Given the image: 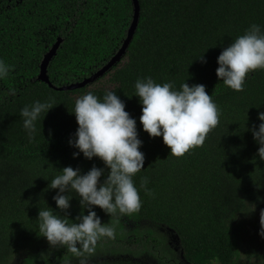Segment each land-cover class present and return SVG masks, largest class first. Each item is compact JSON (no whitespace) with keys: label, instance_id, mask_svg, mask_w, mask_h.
I'll list each match as a JSON object with an SVG mask.
<instances>
[{"label":"trees","instance_id":"trees-1","mask_svg":"<svg viewBox=\"0 0 264 264\" xmlns=\"http://www.w3.org/2000/svg\"><path fill=\"white\" fill-rule=\"evenodd\" d=\"M138 3L137 26L122 63L98 79L106 77L108 84L58 90L91 76L117 53L133 19L132 0H0V59L11 66L0 80V264L18 255L19 264H82L109 257L239 264L244 254L239 219L264 209V161L256 157L259 146L247 130L260 123L257 115L264 111V70L249 73L244 90L236 92L217 79V57L251 24L264 31V0ZM58 38L47 65L50 87L38 75ZM202 54L206 63L197 59ZM144 77L172 82L177 90L184 82L205 85L220 116L202 146L175 157L162 137L150 138L142 130L134 84ZM106 91L115 92L137 121L145 162L133 182L141 208L110 217L96 207L114 237L77 256L66 247H50L36 219L48 206L64 216L52 199L57 190L47 189L62 168L104 167L95 157L74 159L68 140L78 127L70 113L75 100L88 92L102 99ZM34 101L54 107L41 115L29 142L19 113ZM145 180L150 194L141 187ZM68 195L72 223L83 209L75 192Z\"/></svg>","mask_w":264,"mask_h":264},{"label":"clouds","instance_id":"clouds-1","mask_svg":"<svg viewBox=\"0 0 264 264\" xmlns=\"http://www.w3.org/2000/svg\"><path fill=\"white\" fill-rule=\"evenodd\" d=\"M197 59L207 62L203 54ZM217 64V79L233 91H243L249 73L264 70V31L261 26L251 24L244 34L223 48ZM10 68L0 59V80L8 76ZM134 88V95L142 106L139 117L142 130L150 138L162 137L163 144L175 157L202 146L207 134L219 123V108L203 84L189 86L184 82L177 90L172 82L159 84L151 77H144L136 80ZM53 107L49 101H34L20 110L29 142L35 138L36 122ZM70 113L74 114L78 125L68 140L69 146L76 150L73 158L82 154L91 161L95 157L104 167L93 165L87 172H82L79 167L62 168L47 189L57 190L52 199L56 210L64 216L48 206L39 209L36 220L50 247H66L81 256L93 252L102 238L114 237V229L102 223L94 210L96 207L110 217L117 212L129 215L140 210L141 200L133 176L144 168L145 156L140 151L143 142L138 138L137 121L125 110L124 102L115 92L106 91L102 99L88 92L75 100ZM257 119L260 123L247 130L259 146L256 157L264 161V111L258 113ZM105 169L108 171L101 181ZM146 184L145 180L141 187L150 194ZM70 192L77 194L83 209L72 223L68 222L73 198L68 195ZM85 210L87 214H84ZM259 224V235L264 238V209L260 210Z\"/></svg>","mask_w":264,"mask_h":264},{"label":"rangeland","instance_id":"rangeland-1","mask_svg":"<svg viewBox=\"0 0 264 264\" xmlns=\"http://www.w3.org/2000/svg\"><path fill=\"white\" fill-rule=\"evenodd\" d=\"M123 60H121L122 63ZM106 77L93 82L89 87L107 85ZM256 210L248 214L242 215L241 222L242 231L239 236V244L244 254L239 264H264V238L259 235L260 224L259 216ZM172 238V236H171ZM20 255L14 257L8 264H19ZM83 264H153L149 261L140 260L131 257H109L102 258L97 261L87 262Z\"/></svg>","mask_w":264,"mask_h":264},{"label":"water","instance_id":"water-1","mask_svg":"<svg viewBox=\"0 0 264 264\" xmlns=\"http://www.w3.org/2000/svg\"><path fill=\"white\" fill-rule=\"evenodd\" d=\"M132 4H133V19H132L131 25L128 29L127 36L124 39V41H123L120 49L117 51V53L102 68H100L98 71H96L91 76L83 79L80 82L72 83V84L62 86V87H59L56 89H58V90H74L77 88H83V87L93 83L94 81H96L100 77H102L105 73H107L109 70H111L112 67L114 65H116L121 60V58L125 54L126 49H127L128 45H129V43L133 37L134 31H135L136 26H137L138 17H139L138 0H132ZM60 43H61V38H58L57 41L51 47V49L44 55L43 60L41 62V66H40V72L38 75V79L47 83L48 86H50V87H52V85L49 82V79L47 77V65H48V62L51 59V57L56 53Z\"/></svg>","mask_w":264,"mask_h":264},{"label":"bare ground","instance_id":"bare-ground-1","mask_svg":"<svg viewBox=\"0 0 264 264\" xmlns=\"http://www.w3.org/2000/svg\"><path fill=\"white\" fill-rule=\"evenodd\" d=\"M126 54V53H125Z\"/></svg>","mask_w":264,"mask_h":264}]
</instances>
